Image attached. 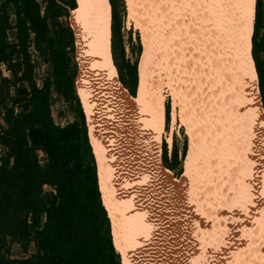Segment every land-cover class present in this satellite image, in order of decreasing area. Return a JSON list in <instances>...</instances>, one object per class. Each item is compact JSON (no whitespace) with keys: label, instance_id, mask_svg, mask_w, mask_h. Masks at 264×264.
I'll use <instances>...</instances> for the list:
<instances>
[{"label":"bare ground","instance_id":"6f19581e","mask_svg":"<svg viewBox=\"0 0 264 264\" xmlns=\"http://www.w3.org/2000/svg\"><path fill=\"white\" fill-rule=\"evenodd\" d=\"M200 1L194 2L201 12L198 23L196 21L197 24H194L195 7L193 19H190L197 29L192 36L194 47L186 50L190 55L195 50L192 68L190 71H185L186 68H180V71L174 69L180 79L190 84L193 98L187 106L182 103V96L173 91L175 108L180 107L179 117L190 138L182 183L175 181L172 175L161 176V143L156 118L161 120L162 132L165 118L156 115L157 104L161 100L156 101L153 115L150 113L147 98L150 96L146 88L147 62L142 67L138 98L134 99L123 88L115 65L102 49V34L109 25L108 0H88V27L84 31L76 30L83 87L81 101L98 161L100 188L112 223L114 245L121 254L123 264H153L155 256L151 255L152 246L148 240L155 239L153 244L157 246V227L163 230L164 227L168 228L167 224H163L167 218L153 219L150 209L146 213L150 202L155 200L150 187L154 185L164 196L167 194L166 197L183 194L194 181V175L199 173V166L196 167L199 136L196 127L188 120L190 114L199 118V124L203 121L208 141L217 144L211 159L213 166L209 181V185L214 187V195L222 197L224 201L236 200L227 197L229 189L233 197L237 196L243 201L239 210L233 207L229 212L231 220H234L230 237L238 236L245 242L254 235L245 228L248 225L243 224V219L254 214L256 219L251 221L255 223L264 217V109L251 54L255 0ZM77 3L84 18L80 0ZM213 37L220 39L218 48H215ZM169 64L164 62L163 65L164 75L169 78L167 84L170 83ZM186 75H189V80ZM172 117L175 124L176 116ZM213 125L215 128L211 129ZM166 139L171 146L172 132ZM203 176L207 180L206 172ZM195 198V194H192L193 201ZM139 202H143L144 208L141 216L146 218L147 227L143 226L144 230L136 225L137 220L132 221L139 218L137 204L141 214ZM239 249L240 255H243L245 247Z\"/></svg>","mask_w":264,"mask_h":264},{"label":"trees","instance_id":"16d2710c","mask_svg":"<svg viewBox=\"0 0 264 264\" xmlns=\"http://www.w3.org/2000/svg\"><path fill=\"white\" fill-rule=\"evenodd\" d=\"M108 3L111 51L105 36L103 48L122 86L135 96L141 43L137 34L136 58H128L122 33L124 0ZM80 5L84 18L76 29L84 31L88 0H80ZM263 6L264 0H255L251 54L264 109V38L258 37ZM78 12L77 0H0V64L9 75L0 71L5 124L0 131V244L9 238L24 252L29 243L34 245L25 258L0 254V264H123L80 100L79 47L70 24L71 13L76 19ZM39 63L46 67L42 76ZM55 97L65 103L72 120L64 124L54 120ZM168 119L166 106V126ZM158 138L161 143L160 134ZM186 150L185 141L178 157L173 144L168 158L162 144V163L176 176ZM167 169L161 165L163 177Z\"/></svg>","mask_w":264,"mask_h":264},{"label":"rangeland","instance_id":"374dc122","mask_svg":"<svg viewBox=\"0 0 264 264\" xmlns=\"http://www.w3.org/2000/svg\"><path fill=\"white\" fill-rule=\"evenodd\" d=\"M194 2H196V0H124L126 15L124 17L122 33L126 56L132 60L136 58L137 34L142 48L138 62L139 84L137 86L138 88L136 90V95L132 96L134 99L138 98L142 67L143 64L147 62L146 65H148V67L146 71V88L148 87V96H150L147 98H151L150 102L148 99V106L151 111L150 113H152L153 115V107L158 100H161V103L157 104V117L158 115H162L165 118L166 106L168 107L169 112L167 126L164 119L163 132L161 130V120L159 118H156L157 135L160 134L162 136L161 156L162 144L164 142L167 148L168 158H170L173 144L178 150V157H181L183 144L185 141L187 143L185 157L183 158L181 164L175 170L177 171L181 166V173L176 176L172 173L171 170L165 167L168 170V173L164 177L161 175L163 178L167 177L168 175H172L175 181L179 183H182L183 178H185L184 163L189 152L190 138L187 134L186 127L182 125L181 119L179 117L181 111L180 107L175 108V98L173 95V91L176 90V95L182 96V103L187 106L193 101V98L191 97L192 95H190V84L180 79L179 73L174 72V69L176 70L177 68V70L180 71V68H186L185 71H190L192 68L195 50L192 52V55L186 52V50L188 51L191 49L193 42L192 36H194L197 30H195V26L191 24V20L193 19V8L195 7ZM197 2L201 1L197 0ZM199 12V7H195V25L198 23L201 17V12ZM76 19L75 17H73V13H71L70 24L74 28L75 33L77 30V22L80 25L83 20L80 12H78ZM73 22L75 23V26H73ZM87 27L88 24L86 23V29ZM201 35L202 33L199 34V36ZM103 36H105L106 38L108 50L111 51L109 42L111 33L109 25L105 29V32L102 34V49L104 53H106L103 48ZM258 37L261 39L264 38V6L263 23L259 30ZM213 39L216 43L215 48H218L220 39L214 37ZM193 47L194 46H192V48ZM200 49L202 51L204 50V48L202 47H200ZM106 54L108 55V53ZM164 62H170V64L168 65L170 73L169 84H167L169 78H167L163 72ZM140 66L142 67L139 74ZM193 68L196 67L194 66ZM0 71L2 72L3 76H9L8 71H6L1 64ZM45 71L46 67L43 64L39 63L37 66V72L39 76L44 75ZM186 78L189 80V75H186ZM82 88L83 87L81 79L80 100L82 95ZM151 104L153 106H151ZM52 114L54 120L60 124H64L67 121L72 120L73 118L72 113L68 110L65 103L58 97H55L53 100ZM172 115L176 116L175 124H173L172 122ZM209 118L210 117L208 115V119ZM188 120L193 127H196V132L199 136L197 141L199 156L196 160V167L199 166V173H196V175H194V181L192 182V184L190 183L188 185V190H186L183 194L180 193L179 195H177V193L171 195L170 197H166L167 194L164 196L161 191H159L154 185V189L150 187V191L155 195V200L153 203L150 202L149 206L146 208V213L149 212L150 209L152 210L151 213L153 219L165 220L167 218V222L163 220L162 221L163 224H167L168 226V228L163 226L166 230L157 227V231H155V234L157 235L155 243L157 244V246L153 244L155 239L148 240L150 246H152L151 255L155 256L154 263L153 261L152 263L156 264L159 261L157 264H240L241 260V264H264V217H260V220H257V222L255 223H252V221L256 219L254 214H250V216L248 217L250 221L247 219V217L246 219H243V224L245 226L246 224L250 226L249 228L248 226H246L245 228L250 229V231L253 232V234H251L254 235L253 237L248 238V240L246 239L245 242L241 241L240 237L238 236H236V238L230 237L232 236V224L234 220H231V215H229V212L232 211L231 208L233 207H235L236 209L240 208V205L243 204V201L237 199V196L233 197L229 189H227V197L235 198L236 200L230 199L226 201L225 199L224 201L222 197L217 198L214 195V187L213 185H209V181L211 176L210 169L213 166L211 159L212 155L215 153L214 150L217 144L215 141L212 143L208 141V136L205 133V126L202 125L203 121L199 124V118L194 117V115L191 114L189 115ZM4 127L5 124L0 113V131ZM214 128L215 126L213 125L211 129ZM169 131L170 133L172 132L171 146L166 139L170 134ZM39 155L42 160L41 162H44L45 157L43 153H40ZM162 165L164 167L163 163ZM205 172L207 175V180H205L203 176ZM197 189L198 191H196ZM158 191L160 192L159 194ZM192 194H195L196 197L194 201L192 199ZM141 203L143 204V202ZM141 203L139 202V204L141 205V214H139L140 207L137 204V213L139 218L133 217L134 220L132 219V221L135 222V220H137L138 222H136V225L142 226L141 228L142 230H144L143 226H146V218L144 216H141L142 212H144V208ZM220 204L222 205L220 206ZM174 208L177 210H175ZM169 209H171L172 212ZM167 213H169V215ZM158 214L162 218L158 216ZM182 215L185 216L183 217ZM168 219L171 220V222H168ZM149 221H152V219ZM156 222L158 223L157 220ZM172 234L175 235L172 236ZM239 241H241L240 244ZM147 246H149V244ZM243 246L245 247V249L243 250V255H240L241 252L239 248H242ZM33 251V243L28 244L27 252H24L18 243L10 240L9 238H7L2 244H0V254L4 255L6 258H25L29 256Z\"/></svg>","mask_w":264,"mask_h":264},{"label":"flooded vegetation","instance_id":"af4514ba","mask_svg":"<svg viewBox=\"0 0 264 264\" xmlns=\"http://www.w3.org/2000/svg\"><path fill=\"white\" fill-rule=\"evenodd\" d=\"M132 95V94H131ZM160 161H161V165H162V159H161V157H160ZM163 166V165H162ZM164 168H165V166H164Z\"/></svg>","mask_w":264,"mask_h":264}]
</instances>
